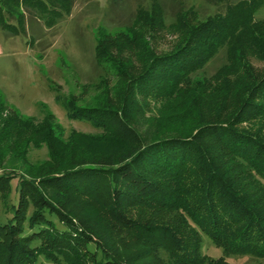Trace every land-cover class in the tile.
Masks as SVG:
<instances>
[{
    "label": "trees",
    "instance_id": "trees-1",
    "mask_svg": "<svg viewBox=\"0 0 264 264\" xmlns=\"http://www.w3.org/2000/svg\"><path fill=\"white\" fill-rule=\"evenodd\" d=\"M72 5L73 0H0V25L18 34L26 18L21 8L54 25ZM262 8L264 0H241L198 23L179 14L176 25L186 42L174 53L154 56L146 70L129 79L120 91L121 107H81L63 99L72 117L131 147L118 156L80 155L38 181L23 171L0 170V192L12 181L19 188L13 220L0 224V264H40L42 258L53 264H228L229 255L264 258V72L256 76L247 59L264 60V18L256 17ZM135 23L132 35L116 36L124 44H143L142 26L158 31L164 18L159 9L140 10ZM103 44L98 41L99 59L110 57L118 75H129L106 50L102 55ZM222 48L227 61L204 86L191 89L190 75ZM175 99L188 102L180 104L185 112L206 99L213 106L197 117L195 122L202 121L197 128L192 123L154 137L130 119L133 103L142 102L143 108L151 100ZM24 130L2 125L0 139L18 135V141L10 140L20 144ZM165 212L176 213L179 222L165 221ZM99 215L121 234L108 247L90 235ZM203 235L223 248L224 257L214 261L202 253Z\"/></svg>",
    "mask_w": 264,
    "mask_h": 264
},
{
    "label": "rangeland",
    "instance_id": "rangeland-1",
    "mask_svg": "<svg viewBox=\"0 0 264 264\" xmlns=\"http://www.w3.org/2000/svg\"><path fill=\"white\" fill-rule=\"evenodd\" d=\"M237 1L241 0H73L71 12L54 25H47L32 9L21 8L26 18L24 29L18 26V34L0 25V129L2 125L24 128V138L17 145L11 140L18 141V135L0 139V170L23 171L38 181L47 173L68 168L80 155L95 159L100 153L118 156L129 149L130 143L104 133L88 120L72 117L63 99L81 107H121L120 91L129 79L146 70L154 56L174 53L186 42V34L176 25L179 14L187 13L193 23H198L209 15L224 13L229 3ZM155 9L163 14L164 25L158 31L150 25L142 26L143 44H124L123 38L116 37L122 33L132 35L131 30L138 27L135 22L140 10ZM256 17L264 18V8ZM99 40L104 42L102 55L106 50L129 75L121 76L113 70L110 55L108 61L99 59ZM226 55L222 48L208 64L192 73L190 88L204 86L205 80H210L227 61ZM247 59L256 76L263 74L264 60L252 56ZM245 95H239L238 100ZM183 102L175 99L162 104L151 100L143 108L142 102L133 103L130 119L147 136L154 137L174 127L186 130L192 123L197 128L202 122H195L197 117L209 113L213 106L206 99L185 112L180 105ZM47 132L52 137L43 136ZM43 189L50 199H57L53 189ZM18 201L19 188L12 181L0 192V224L13 220ZM163 217L167 222L180 220L174 212H165ZM51 218L60 224L55 216ZM89 231L95 242L107 247L121 235L105 215L97 216ZM201 249L208 259L224 257L223 248L207 235H203ZM225 259L228 264H264V258L251 255H229ZM40 264L53 263L42 258Z\"/></svg>",
    "mask_w": 264,
    "mask_h": 264
}]
</instances>
